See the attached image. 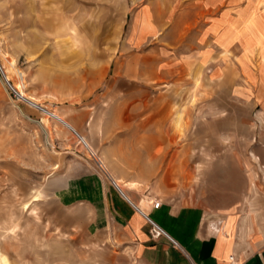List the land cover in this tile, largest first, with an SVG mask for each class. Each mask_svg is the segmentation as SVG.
I'll return each mask as SVG.
<instances>
[{
  "label": "rangeland",
  "instance_id": "1",
  "mask_svg": "<svg viewBox=\"0 0 264 264\" xmlns=\"http://www.w3.org/2000/svg\"><path fill=\"white\" fill-rule=\"evenodd\" d=\"M119 138L135 190L262 216L264 0H0V264H111Z\"/></svg>",
  "mask_w": 264,
  "mask_h": 264
},
{
  "label": "crops",
  "instance_id": "2",
  "mask_svg": "<svg viewBox=\"0 0 264 264\" xmlns=\"http://www.w3.org/2000/svg\"><path fill=\"white\" fill-rule=\"evenodd\" d=\"M121 142L120 138L110 140L103 154L106 179L116 189L113 200L107 196L106 202L110 234L118 247H111V264H264V213L260 216L251 210L248 219L237 225L236 236L228 216L205 224V206L198 202L181 199L174 192L143 189L141 193L129 183L139 184L144 178H126L115 167L122 158ZM150 162L160 163V158ZM140 199L148 203L147 210L140 207ZM151 199H158L159 204L153 206ZM144 215L153 218L167 235L152 236ZM212 222H217L215 228Z\"/></svg>",
  "mask_w": 264,
  "mask_h": 264
},
{
  "label": "built area",
  "instance_id": "3",
  "mask_svg": "<svg viewBox=\"0 0 264 264\" xmlns=\"http://www.w3.org/2000/svg\"><path fill=\"white\" fill-rule=\"evenodd\" d=\"M9 85V84H8ZM11 88L14 90V88L12 87V85H10ZM152 205L153 206H157L159 204L158 199H151ZM144 217L146 218L148 225H149V232L150 234L153 235H159V234H166V232H164V230L162 229V227L152 218L144 215Z\"/></svg>",
  "mask_w": 264,
  "mask_h": 264
},
{
  "label": "bare ground",
  "instance_id": "4",
  "mask_svg": "<svg viewBox=\"0 0 264 264\" xmlns=\"http://www.w3.org/2000/svg\"><path fill=\"white\" fill-rule=\"evenodd\" d=\"M50 114H51L52 116H56V113H55L54 111H51ZM63 122H64V121H63ZM117 183H120V180L117 181ZM129 186H134V183H133V182H130V183H129ZM142 203L145 204L144 202H142ZM214 228H215V226H214ZM3 259H4L5 264H6V259H5V257H4Z\"/></svg>",
  "mask_w": 264,
  "mask_h": 264
},
{
  "label": "water",
  "instance_id": "5",
  "mask_svg": "<svg viewBox=\"0 0 264 264\" xmlns=\"http://www.w3.org/2000/svg\"><path fill=\"white\" fill-rule=\"evenodd\" d=\"M37 105V104H36ZM39 108H41V106L40 105H37Z\"/></svg>",
  "mask_w": 264,
  "mask_h": 264
}]
</instances>
